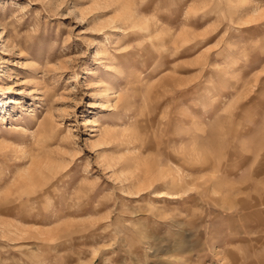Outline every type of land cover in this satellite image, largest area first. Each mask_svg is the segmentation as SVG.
<instances>
[{
    "label": "rangeland",
    "instance_id": "obj_1",
    "mask_svg": "<svg viewBox=\"0 0 264 264\" xmlns=\"http://www.w3.org/2000/svg\"><path fill=\"white\" fill-rule=\"evenodd\" d=\"M0 264H264V0H0Z\"/></svg>",
    "mask_w": 264,
    "mask_h": 264
}]
</instances>
